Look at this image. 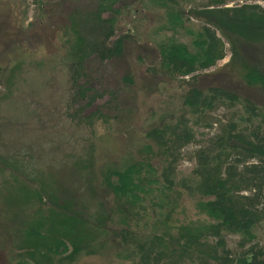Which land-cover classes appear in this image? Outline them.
Segmentation results:
<instances>
[{
  "label": "rangeland",
  "instance_id": "1",
  "mask_svg": "<svg viewBox=\"0 0 264 264\" xmlns=\"http://www.w3.org/2000/svg\"><path fill=\"white\" fill-rule=\"evenodd\" d=\"M211 1L176 0L183 23L172 29L162 27L165 9L152 0H0V264H132L126 254L133 244L122 241L120 229L130 225L140 236L173 234L207 220L205 198L146 182L156 176L143 165L159 164L147 130L184 110L182 97L191 83L224 87L264 107V88L242 77L247 66L264 73V41L230 31L229 38L222 36L200 13ZM100 3L107 8L100 16L110 17L114 29L108 42L122 37L121 53L84 58L73 74V10L92 14ZM243 3L264 9V0H226L223 6ZM203 26L216 32L223 57L194 72L191 82L169 77L160 68L157 44L175 39L194 51ZM234 113L220 108L210 115L227 120ZM193 130L195 141L182 149L176 181L190 176L192 151L217 125ZM129 164L145 169L140 207L118 198L106 183L109 168ZM66 213L81 219L69 220L82 246L76 254L67 241L66 251L56 249L58 238L67 240L61 231ZM254 233L264 246V222ZM237 240L228 235L227 246L234 249ZM42 246L45 251L38 249Z\"/></svg>",
  "mask_w": 264,
  "mask_h": 264
},
{
  "label": "trees",
  "instance_id": "2",
  "mask_svg": "<svg viewBox=\"0 0 264 264\" xmlns=\"http://www.w3.org/2000/svg\"><path fill=\"white\" fill-rule=\"evenodd\" d=\"M152 1L165 9L163 28L176 29L182 25L183 12L178 10L176 0ZM225 1L212 0L200 13L226 38L230 31L250 40L264 41V9L256 3L224 7ZM105 8V4L100 3L92 14L73 10L76 27L72 30L74 36L69 47V57L74 59L73 74L79 73L78 66L84 58L94 55L105 60L121 53L122 37L113 44L108 42L114 29L110 17L100 16ZM80 13L83 14L79 16ZM193 43L194 51L175 39L157 44L160 68L181 83L191 82L196 77L194 72L214 66L223 57L220 39L208 26L202 27L200 37ZM188 75L189 79L185 80ZM242 77L248 85L264 88V73L258 69L247 66ZM86 90L82 86L78 92L83 96ZM181 104L184 110L179 115L161 120L146 132L156 148L153 158L159 163L156 167L143 165L156 176L146 182L162 183L165 190L179 187L188 194L205 198L201 205L207 220L196 226L182 225L173 234L149 236L131 233L128 225L119 231L124 243L133 244L126 256L132 264H180L186 259L201 264L209 260L216 264H264V246L256 241L254 233L264 222V107L252 104L227 88L201 89L192 83ZM220 108L232 109L235 113L227 120L210 115ZM198 124L206 128L216 124L217 132L192 151L195 165L190 176L176 181L174 175L182 149L195 141L193 125ZM143 167L129 164L123 170L109 168L105 174L113 193L118 198L128 199L133 207L143 205L144 197L139 194L146 190L140 178ZM36 194L41 197L40 192ZM64 210L69 211L66 207ZM63 215L61 231L67 240L58 238L56 249L66 251L67 241L76 254L82 246L73 229L74 222L69 220L75 218V222H81V219L76 213ZM30 234L33 235V231ZM35 234L41 236L39 232ZM228 235L238 237L234 249L227 246ZM38 249L46 250L43 246Z\"/></svg>",
  "mask_w": 264,
  "mask_h": 264
},
{
  "label": "built area",
  "instance_id": "3",
  "mask_svg": "<svg viewBox=\"0 0 264 264\" xmlns=\"http://www.w3.org/2000/svg\"><path fill=\"white\" fill-rule=\"evenodd\" d=\"M31 2H32V0H31Z\"/></svg>",
  "mask_w": 264,
  "mask_h": 264
}]
</instances>
